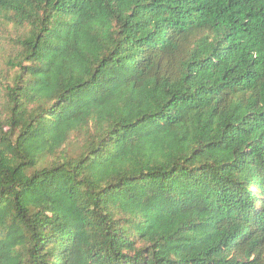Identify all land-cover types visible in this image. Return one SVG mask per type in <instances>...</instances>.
<instances>
[{
  "label": "trees",
  "instance_id": "obj_1",
  "mask_svg": "<svg viewBox=\"0 0 264 264\" xmlns=\"http://www.w3.org/2000/svg\"><path fill=\"white\" fill-rule=\"evenodd\" d=\"M0 264H264V0H0Z\"/></svg>",
  "mask_w": 264,
  "mask_h": 264
}]
</instances>
